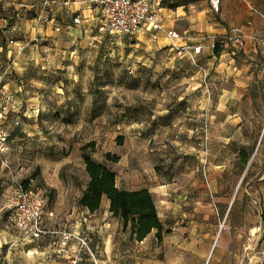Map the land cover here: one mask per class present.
Masks as SVG:
<instances>
[{"label":"crops","instance_id":"1","mask_svg":"<svg viewBox=\"0 0 264 264\" xmlns=\"http://www.w3.org/2000/svg\"><path fill=\"white\" fill-rule=\"evenodd\" d=\"M152 2L156 5L163 29L177 32L182 40L172 42L163 33H160L157 40H151L147 32L141 31L126 36L136 41L126 47H139L153 52L165 48L166 56L160 66L171 71L181 69L180 73H185L186 76L185 90L193 92V95L195 92L202 94V101L191 107L192 116L197 120L195 122L191 119L193 122L187 123L185 144L180 143L178 136L173 143L189 147L194 151H189L190 157L202 158V163L209 166L212 160H219L216 166L218 174L230 176L231 171L225 172L227 152L221 148H226L230 143L237 153L243 147L244 131L264 129V48L255 41L256 37L264 36V0H221L220 10L216 14L210 10L207 0ZM76 17L78 22L74 23ZM100 23V12L93 0H0V86L14 95L4 126L9 134L8 146L9 143H14L18 132L27 131L29 127L28 124L19 123L20 117H31L44 111L53 116L56 113L61 116L59 106H42L47 91L43 90L44 86L40 88V79L33 77L32 72L37 69L38 74L42 75H63L61 71L71 67L79 57H89L94 61L91 54L96 58L97 48L92 49L90 40L99 35ZM237 27L242 28L243 47L237 50L233 44L226 43L218 55H214L211 48L213 37L225 38ZM144 40L155 43L148 46ZM196 45L201 46V51L193 54L191 47ZM176 46L186 47V51L177 55ZM142 66L140 73L144 69ZM80 96L85 101L84 106L78 105L74 127L84 132L83 140L66 147L65 156L54 162L55 172L62 173L64 170L66 178L75 179L73 169L78 166L85 173L80 147L93 142L94 148L87 149V153L92 160L105 163L115 173L116 187L126 191L146 188L156 200H166V196L171 195L173 190L161 188L153 191L146 186L126 189V173L117 175L115 170L121 159L113 164L106 161L105 154L111 152L99 147L96 131L100 123H105L104 117L108 115L96 112L94 94ZM211 99L214 100L213 104ZM63 108L67 106L64 105ZM142 124L139 123L140 126ZM31 128L35 129L33 125ZM87 129L90 131L89 135H85ZM195 146H201L202 151L195 150ZM218 146L220 151L212 153L211 148ZM252 160L253 155L243 168L233 197L247 171L249 170V174L245 182L253 172ZM255 163L260 168L250 186V199L258 212L260 209L264 210V149L258 154ZM202 175L209 186V167L202 166ZM54 177L56 178L55 175ZM86 179L88 180L87 176ZM84 188L77 191L66 188L57 192L53 203L50 201L49 211L46 205L43 219L46 235L39 240L17 243L32 245L31 252L40 255L44 252L39 250V244L46 240L47 248L53 247L55 253L61 234L65 232L72 237L62 255L70 263L91 264L89 262L94 261V258H99L101 264H126V229H123L119 219L111 216L105 198L101 200L97 211L89 212L80 207L77 201ZM178 193L173 196L179 197ZM157 214L162 225L167 228L165 223H169L168 220L162 219L163 215L158 210ZM173 225L178 226L177 222ZM258 228H262L261 232ZM169 230L160 242L155 239L154 230L142 241L132 240L138 242L140 249L144 251L139 264H264V219H256L250 225L243 223L239 229L229 227L224 232L219 229L213 236H184L171 232L170 228ZM79 240H85L84 247H79Z\"/></svg>","mask_w":264,"mask_h":264},{"label":"rangeland","instance_id":"2","mask_svg":"<svg viewBox=\"0 0 264 264\" xmlns=\"http://www.w3.org/2000/svg\"><path fill=\"white\" fill-rule=\"evenodd\" d=\"M90 42L92 49L97 48V57L91 54L94 61L89 57H79L71 67L61 71L63 75H42L37 69L32 72L33 77L40 79V88L44 86L43 90L47 91L42 106H59L61 116L56 118L44 111L35 116L20 117L19 123L29 125L27 131L18 132L14 143H9L6 153L0 155V160L3 158L7 164H0V264H72L57 249L54 253L53 247L47 248L46 240L39 244V250L44 252L40 255L31 252L32 245L17 243L16 229L8 223L7 216L9 198L17 181L31 178V188L44 199L48 211L50 201L53 203L61 189L74 188L77 191L85 187L86 174L78 166L73 169L75 179L72 180L66 178L64 170L56 173L54 169V162L65 156L66 147L83 140L84 132L74 127L78 105L84 106L85 101L80 94H94L96 112L108 115L96 131L99 147L121 159L115 170L117 175L126 173V189L146 186L153 191L161 188L173 190L163 202L154 198L162 219L170 223H165V226L171 232L184 236H213L219 229L222 232L229 227L239 229L243 223L250 225L256 219H264V210L257 212L250 199V186L260 168L255 161L264 149V129L243 132L242 146L253 155L254 170L245 184L238 186L233 197L244 169L237 159L238 152L235 153L230 143L221 148L227 152L225 172L231 171L230 176L218 174L216 166L219 160H212L209 166L202 163V158L190 157V152L194 151L189 147L173 143L178 136L180 143L185 144L187 123L197 120L192 116L191 107L202 101V94L195 92L193 95V92L185 90L186 76L180 73L181 69L171 71L160 66L166 56L165 48L153 52L126 47L136 41L121 35H98ZM144 42L148 46L155 43L150 40ZM140 66L144 68L141 73ZM58 95L61 97H56ZM213 101L210 100L212 104ZM64 105L67 108H63ZM61 118H68L70 122L63 123ZM6 121L1 124L2 128ZM139 123L143 124L140 126ZM32 125L35 129L31 128ZM89 134L87 129L85 135ZM117 136L122 138L120 143ZM194 149L201 150L202 147L195 146ZM211 149L212 153L220 151L219 146ZM204 165L209 167V186L202 175ZM173 192L181 193L178 197L173 196ZM64 213L65 210L60 216ZM175 222L178 226L173 225ZM143 252L138 242L128 238L126 231V264H139ZM89 263L101 264L99 258Z\"/></svg>","mask_w":264,"mask_h":264},{"label":"built area","instance_id":"3","mask_svg":"<svg viewBox=\"0 0 264 264\" xmlns=\"http://www.w3.org/2000/svg\"><path fill=\"white\" fill-rule=\"evenodd\" d=\"M99 9L101 23L98 28V34L106 36H132L138 32L145 31L149 34L151 40H157L160 33L172 42H179L182 36L172 30H164L156 5L152 0H93ZM208 6L213 13L220 10L221 0H207ZM74 23L78 22V18H74ZM257 44L264 48V36L256 37ZM12 43V41H9ZM233 44L234 48L240 50L244 45V36L241 27L234 28L225 38L213 37V49L216 44L220 46ZM177 55H181L186 51V47H178ZM201 46L191 47L193 54H198ZM14 95L9 90L0 86V155L6 153L8 149V132L1 127L10 110V105ZM2 166H7L5 160H0ZM32 179L26 188L23 187L22 181L15 182V189L9 198L10 211L7 221L16 229V241L28 243L30 241L39 240L46 235L43 227V219L46 210L44 199L34 191ZM259 230V228H258ZM71 235L67 233L61 234V240L57 247L58 253H64L67 249V242L71 239ZM86 244L85 240H79V247L82 248Z\"/></svg>","mask_w":264,"mask_h":264},{"label":"trees","instance_id":"4","mask_svg":"<svg viewBox=\"0 0 264 264\" xmlns=\"http://www.w3.org/2000/svg\"><path fill=\"white\" fill-rule=\"evenodd\" d=\"M221 47L219 44L214 46V55H218ZM54 116L59 118L58 113ZM60 120L63 123L70 122L68 118ZM121 139V136H117L119 143ZM93 145V142H89L80 147L85 165L84 171L88 180L77 201L78 205L89 212H94L100 208L101 200L105 198L108 201V210L111 216L121 221L123 229L128 231L131 240L142 241L154 230L155 239L160 242L170 230L162 225L152 194L146 188L138 191H126L116 187L115 173L105 163H97L92 160L87 153V149L92 148ZM250 157L251 154L243 147L239 149L237 159L242 168L247 165ZM104 158L111 163H116L119 159L117 155L110 153H106ZM248 174L249 170L243 177L242 184L245 183ZM30 179L22 181L24 188L27 187Z\"/></svg>","mask_w":264,"mask_h":264}]
</instances>
